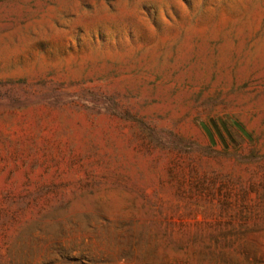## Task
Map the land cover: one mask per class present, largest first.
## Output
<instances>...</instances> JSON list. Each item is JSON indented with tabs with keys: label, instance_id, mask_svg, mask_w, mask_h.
I'll use <instances>...</instances> for the list:
<instances>
[{
	"label": "rangeland",
	"instance_id": "obj_1",
	"mask_svg": "<svg viewBox=\"0 0 264 264\" xmlns=\"http://www.w3.org/2000/svg\"><path fill=\"white\" fill-rule=\"evenodd\" d=\"M0 264H264V0H0Z\"/></svg>",
	"mask_w": 264,
	"mask_h": 264
}]
</instances>
